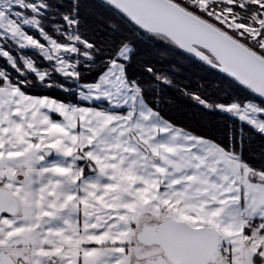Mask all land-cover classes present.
Segmentation results:
<instances>
[{
    "label": "snow or ice",
    "instance_id": "snow-or-ice-1",
    "mask_svg": "<svg viewBox=\"0 0 264 264\" xmlns=\"http://www.w3.org/2000/svg\"><path fill=\"white\" fill-rule=\"evenodd\" d=\"M0 264H264V0H0Z\"/></svg>",
    "mask_w": 264,
    "mask_h": 264
}]
</instances>
